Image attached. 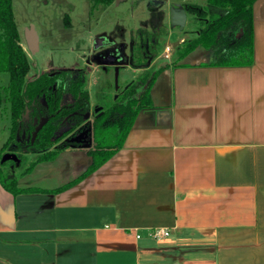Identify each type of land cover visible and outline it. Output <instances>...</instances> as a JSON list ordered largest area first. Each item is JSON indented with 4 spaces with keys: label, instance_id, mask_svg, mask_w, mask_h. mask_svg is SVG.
Instances as JSON below:
<instances>
[{
    "label": "crops",
    "instance_id": "crops-1",
    "mask_svg": "<svg viewBox=\"0 0 264 264\" xmlns=\"http://www.w3.org/2000/svg\"><path fill=\"white\" fill-rule=\"evenodd\" d=\"M154 10L144 11L150 28L164 22ZM252 15L251 64L159 62L150 105L82 179L58 192L0 183V264H264V0ZM86 149L49 161L64 169L78 151L87 165ZM73 163L54 186L28 185L54 188L86 166Z\"/></svg>",
    "mask_w": 264,
    "mask_h": 264
},
{
    "label": "trees",
    "instance_id": "trees-1",
    "mask_svg": "<svg viewBox=\"0 0 264 264\" xmlns=\"http://www.w3.org/2000/svg\"><path fill=\"white\" fill-rule=\"evenodd\" d=\"M203 1L183 2L187 14L192 16L196 25L197 34L191 39H182L175 48V57L166 65L190 63L186 58L198 52L205 57L198 64H251L252 6L255 0ZM92 2L108 5L113 0ZM167 33L168 28L162 24L148 29L132 28L128 65L143 71L137 73L114 96H109L105 90L95 94L96 109L89 120L92 145L86 149L90 162L83 170L76 177L51 189L22 185L20 175L30 173L41 162L53 160L69 147L64 139L85 123V114L92 105L84 65L80 68H53L27 78L30 62L21 44L12 1L0 0V73H8L7 84H0V107L8 106L9 116L8 135L0 145L1 185L13 194L58 192L79 181L109 158L121 146L136 113L150 105L148 94L151 84L164 69V65L153 67L151 62L159 55L161 39ZM43 117L47 119L33 137L36 125ZM5 152L15 153L17 160L1 161ZM27 154H31L30 159ZM17 170H20L19 174Z\"/></svg>",
    "mask_w": 264,
    "mask_h": 264
},
{
    "label": "rangeland",
    "instance_id": "rangeland-1",
    "mask_svg": "<svg viewBox=\"0 0 264 264\" xmlns=\"http://www.w3.org/2000/svg\"><path fill=\"white\" fill-rule=\"evenodd\" d=\"M15 22L21 35V44L27 52L30 68L26 74L32 78L41 70L50 67H72L80 68L85 66L87 74V87L89 89L90 101H95V94L103 88L109 89L110 94L122 88L124 78L132 79L133 71L125 64L116 71L112 66L102 67L96 63L94 40L98 35L105 36L109 42L124 43L122 52L128 56L130 45V32L132 28L141 26L149 27L150 23L145 22L144 11L148 6L152 7L155 13L163 15L162 24L169 29L168 11L173 2L196 1L203 3V0H113L111 4L93 3L92 0H11ZM160 7L161 10H160ZM160 10V11H158ZM65 16V17H64ZM158 17V14L156 15ZM185 25L180 30L177 27L168 37V34L161 39V46L156 62H151L153 67H158L161 61H169L176 55L175 48L181 44L182 39H191L196 33V25L192 16L187 14ZM67 22H66V20ZM161 19V17H158ZM33 24L39 38V48L35 53H30L23 38L24 29ZM169 47L166 54L164 48ZM103 48V47H102ZM99 48L98 50H100ZM200 52L195 53L187 60L200 59ZM198 55V56H197ZM207 57V54L205 55ZM203 58V57H202ZM192 59V60H193ZM204 59V58H203ZM126 63V62H123ZM121 63V64H123ZM143 69L138 68L137 72ZM116 76V79H115ZM8 82V73H0V84ZM118 87V88H117ZM113 90V91H111ZM115 90V91H114ZM93 107V106H92ZM6 108L0 107V145L8 135L9 116ZM90 112L87 121L90 120ZM76 152L74 155L64 156V169L61 163L41 162L31 173L19 176L24 185L34 184L39 186H54L63 181L73 170V162L83 166L87 163V155ZM28 159L31 154H27ZM60 159V161H62ZM20 170L16 173L19 174ZM74 171V170H73ZM21 183V182H20Z\"/></svg>",
    "mask_w": 264,
    "mask_h": 264
},
{
    "label": "water",
    "instance_id": "water-1",
    "mask_svg": "<svg viewBox=\"0 0 264 264\" xmlns=\"http://www.w3.org/2000/svg\"><path fill=\"white\" fill-rule=\"evenodd\" d=\"M116 3L119 2V0H114ZM158 1L160 3L161 1L155 0V2ZM187 12L183 5V3L180 2H173L169 6V11L167 14L168 17V23L170 27H177L180 30L185 25L187 20ZM24 41L26 43V47L28 51L32 54L35 53V51L39 48V38L38 34L33 26V24H29L24 29L23 34ZM104 36L98 35L97 38L94 40L93 48L95 50V57L97 64H100L103 68L105 65H111L113 66L114 70L116 71V75L118 73V69L121 65V63L126 62V56H124V52H122L124 43H113V42H107L103 43ZM111 45L108 48H102L105 47V45ZM101 48L100 50H98ZM119 49V53L116 54L114 52L115 49ZM116 79V76H115ZM89 116V112L85 114V117L87 118ZM46 117H43L39 120L37 123L35 130L33 132V137L36 135L37 130L41 127V125L46 120ZM36 122V119L34 120ZM68 142H71L70 146L72 147H90L92 145V139H91V123L89 121H85L79 128H77L74 132L69 134V136L65 139ZM17 160V156L15 153L11 152H5L3 153L1 157V161L5 160Z\"/></svg>",
    "mask_w": 264,
    "mask_h": 264
},
{
    "label": "flooded vegetation",
    "instance_id": "flooded-vegetation-1",
    "mask_svg": "<svg viewBox=\"0 0 264 264\" xmlns=\"http://www.w3.org/2000/svg\"><path fill=\"white\" fill-rule=\"evenodd\" d=\"M107 42H109V41H108V39H105V36H104L103 43H107ZM114 43H117V42H114ZM110 46H111L110 44H109V45H105V47H103V48H108V47H110ZM129 47H130V45H129ZM118 51H119L118 48L114 50V52H116V54L119 53ZM128 56H129V53H128ZM128 56H127V58H126V63H127V65H128ZM98 65H100V64H98ZM121 65H122V64H121ZM100 66H101V65H100ZM106 66H111V65H105V67H106ZM128 66H129V65H128ZM112 67H113V66H112ZM53 68H65V67H50V68H48V69L41 70L40 72H42V71H48V70L53 69ZM40 72H39V73H40ZM86 76H87V74H86ZM131 80H132V79H131ZM129 81H130V80H129ZM129 81H127L126 83H128ZM126 83H125V84H126ZM125 84L122 85V88H123V86H124ZM115 93H116V92H115ZM114 95H115V94H114ZM114 95H112V96H114ZM92 106H93V105H92ZM95 109H96V107H95V105H94V106L90 109V111H89V112H90V115H92V113H93V111H94ZM90 118H91V116H90ZM86 120H87V118H86ZM70 134H71V133H70ZM68 136H69V135H68ZM68 136H67V137H68ZM67 137H66V138H67ZM66 138H65V139H66ZM65 139H64V141H66ZM66 142H67V143L69 144V146H70L71 142H68V141H66ZM11 153H12V152H11Z\"/></svg>",
    "mask_w": 264,
    "mask_h": 264
},
{
    "label": "built area",
    "instance_id": "built-area-1",
    "mask_svg": "<svg viewBox=\"0 0 264 264\" xmlns=\"http://www.w3.org/2000/svg\"><path fill=\"white\" fill-rule=\"evenodd\" d=\"M168 49H169V47L168 46H166V48H164V50L163 51H165L166 52V54L167 53H169V51H168ZM168 234V230L167 229H154V231H153V233H152V235H155V236H157V235H167ZM135 236H139V234L138 233H136V235Z\"/></svg>",
    "mask_w": 264,
    "mask_h": 264
}]
</instances>
